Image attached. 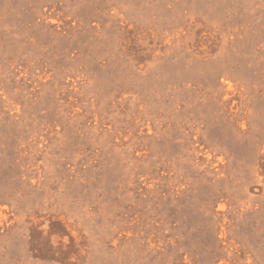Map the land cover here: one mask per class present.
I'll list each match as a JSON object with an SVG mask.
<instances>
[{
  "label": "rangeland",
  "instance_id": "rangeland-1",
  "mask_svg": "<svg viewBox=\"0 0 264 264\" xmlns=\"http://www.w3.org/2000/svg\"><path fill=\"white\" fill-rule=\"evenodd\" d=\"M0 264H264V0H0Z\"/></svg>",
  "mask_w": 264,
  "mask_h": 264
}]
</instances>
